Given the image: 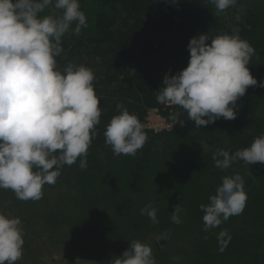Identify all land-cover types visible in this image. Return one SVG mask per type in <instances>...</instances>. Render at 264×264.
Here are the masks:
<instances>
[{"label": "clouds", "instance_id": "9594fccd", "mask_svg": "<svg viewBox=\"0 0 264 264\" xmlns=\"http://www.w3.org/2000/svg\"><path fill=\"white\" fill-rule=\"evenodd\" d=\"M237 2L209 0L217 14ZM46 9L52 11L42 16ZM86 26L80 0H0V189H10L19 200H40L44 185L55 184L64 166L78 158L79 167L87 168L101 117L95 75L85 65L71 63L60 71L56 59L64 52L65 35H79ZM188 50V66L174 76L165 75L157 102L182 108L196 128L220 118L234 120L237 101L258 83L248 67L255 49L241 38L239 27H233L231 33L191 38ZM170 119L185 126L178 113ZM104 137L114 155L133 157L148 139L144 125L127 108L112 117ZM212 159L222 171L238 160L247 165L264 163V135L231 154L219 148ZM209 201L200 205L205 232L243 212L247 201L243 177L224 176ZM181 211L175 207L173 223L183 222ZM140 212L159 223L152 204ZM23 236L21 219L0 212V264H16L22 258ZM169 238L168 233L156 236L157 242ZM217 240L223 252L231 241L228 230L219 232ZM130 242L112 264H157L149 244ZM179 259L173 257L177 264Z\"/></svg>", "mask_w": 264, "mask_h": 264}, {"label": "rangeland", "instance_id": "374dc122", "mask_svg": "<svg viewBox=\"0 0 264 264\" xmlns=\"http://www.w3.org/2000/svg\"><path fill=\"white\" fill-rule=\"evenodd\" d=\"M243 5L260 16L264 32V0H243ZM80 6L86 15L87 26L79 35H65L63 43L66 42L67 47L62 53L63 59L73 53L80 40L83 42L95 33L100 11L114 12L102 0H80ZM51 11L46 9L41 15ZM220 14L224 16L226 11ZM60 65L61 62L57 61V66ZM248 67L258 83L249 86L246 94L237 101L234 120L220 118L214 124L196 128L194 122L188 120L187 113L178 106L165 105L159 110L145 107L135 115L144 125L148 139L134 157L116 156L107 145L96 149L92 157L95 150L91 148L88 150L86 169L79 167V158L75 164L65 165L55 184L44 185L43 197L37 201H22L10 189H0V212L19 217L22 222L25 243L22 258L16 264L88 263L96 256L104 257L99 235L95 231L97 221L93 222L94 229L73 224L75 214H85L92 207L121 212L117 209L120 205H130L129 201L135 196L139 199L140 195L145 199L153 196L151 204H159V198L167 194H163L165 190L160 185L163 182L173 183L171 177L175 176L171 166L176 163L182 170L177 177L184 179L179 178V191L174 193L178 196L185 222L179 235L172 229L168 230L170 238L164 241L168 243L166 247L170 255L162 260L156 259L157 264H177L173 257L180 258L178 264H264V173L262 177L258 176L261 170L264 172V163L247 165L238 160L222 171L215 167L212 159L219 148L231 154L236 151L237 144L247 148L255 138L264 135V87L260 86L264 84V60L249 62ZM97 97L101 111H107V105L115 109L121 105L116 98H112L103 107V96ZM175 113L185 121L184 127H180L179 123L175 125L170 119V115ZM177 127L185 132L182 139H177L172 133ZM182 146L183 160L180 162L178 151ZM236 173L243 177L247 194L243 212L205 232L204 213L200 205L210 202L209 197L215 195L224 176ZM106 190L111 191L107 199L102 196ZM259 194H262V200L257 201ZM142 225L137 218L129 222L131 232ZM224 229L228 230L231 241L221 252L217 236ZM159 234L151 232L149 239L144 240L160 243L162 241L156 240Z\"/></svg>", "mask_w": 264, "mask_h": 264}, {"label": "trees", "instance_id": "16d2710c", "mask_svg": "<svg viewBox=\"0 0 264 264\" xmlns=\"http://www.w3.org/2000/svg\"><path fill=\"white\" fill-rule=\"evenodd\" d=\"M102 1L105 6L112 7L114 12L110 13L106 9L100 11L95 22V33L87 36L83 42L80 40L67 59H63L62 54L56 58L61 62L60 67L57 66L60 71L70 63L85 65L93 71L94 91L97 96H103V107H106L105 102L112 98H116L121 104L118 109L107 105V111H101L100 124L96 126L97 135L89 148L95 150L92 157L96 149L106 145L104 131L107 124L124 108L134 114L140 113L145 107L164 108L165 105L157 102L156 92L161 89L166 74L174 76L188 66V44L191 38L201 34L214 37L223 32L231 33L233 27H239L241 38L247 40L255 49V55L250 62L264 60L261 18L243 5V0H238L235 6L227 9L224 16L217 14L215 6L209 3V0H176L174 3L172 0ZM237 15L240 16L239 21L236 19ZM66 47L64 42L63 48ZM176 129L172 133H175L177 139H182L185 132L178 127ZM185 138L184 136L183 140ZM183 147L178 151L179 156L181 155L180 162L183 160ZM235 149L237 151L244 147L237 144ZM171 168L175 176L171 177L173 183L163 182L160 185L161 189L165 190L163 194H167L159 198V204L153 206L157 209L159 223H153L147 215H141L140 212L145 205L151 204L153 196L147 199L142 195L139 199L135 196L129 201L130 205L122 204L117 208L121 212L109 211L108 208L102 211L92 207L85 211V214H75L73 224L94 229L93 222L97 221L95 231L99 235L104 257L96 256L88 263H72L112 264L115 258L122 256L130 247L131 239H149L151 232L162 234L168 233L169 229L179 235V232L183 231L184 215L180 213L183 222L175 224L171 221V213L174 212L176 204L178 206V196L175 193L179 191V178L181 180L184 177H177L182 173L177 163L172 164ZM261 172L259 177L264 173L263 170ZM110 192L103 191V198L107 199ZM256 199L262 200V194ZM135 218L143 225L131 232L129 222ZM141 242L152 247L155 259L162 260L170 255L166 247L168 243L165 241Z\"/></svg>", "mask_w": 264, "mask_h": 264}, {"label": "built area", "instance_id": "2783aa9c", "mask_svg": "<svg viewBox=\"0 0 264 264\" xmlns=\"http://www.w3.org/2000/svg\"><path fill=\"white\" fill-rule=\"evenodd\" d=\"M156 110H159V108H156ZM170 124L167 125V129L169 130ZM158 130V129H157ZM161 130V129H160Z\"/></svg>", "mask_w": 264, "mask_h": 264}]
</instances>
